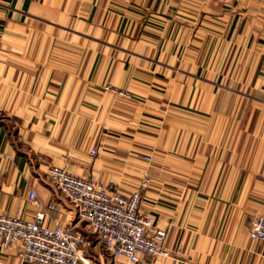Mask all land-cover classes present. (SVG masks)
Wrapping results in <instances>:
<instances>
[{
  "label": "crops",
  "instance_id": "crops-1",
  "mask_svg": "<svg viewBox=\"0 0 264 264\" xmlns=\"http://www.w3.org/2000/svg\"><path fill=\"white\" fill-rule=\"evenodd\" d=\"M51 166L127 194L151 174L142 209L169 256L137 264H264L247 224L264 213V0H0V214L55 202L48 224L72 223ZM93 245L92 264H128ZM0 264L27 263L16 246Z\"/></svg>",
  "mask_w": 264,
  "mask_h": 264
},
{
  "label": "built area",
  "instance_id": "built-area-1",
  "mask_svg": "<svg viewBox=\"0 0 264 264\" xmlns=\"http://www.w3.org/2000/svg\"><path fill=\"white\" fill-rule=\"evenodd\" d=\"M120 95L129 97L128 92ZM99 152L91 150V156ZM151 162V156H145ZM47 178L74 208L72 223L48 224L55 202L39 209L32 218L22 212L14 215L0 214V247L8 250L19 247V257L27 264H92L85 250L89 237L80 229L85 224L99 239L106 253L122 258L128 264H137L143 257H167L164 248L166 231L157 229L154 217L144 212L143 191L152 180L145 173L141 185L131 193H125L115 183H103L93 178L75 175L65 168L51 166ZM31 203H38L37 193L28 195ZM250 237L264 242V213L247 221ZM96 248V247H95Z\"/></svg>",
  "mask_w": 264,
  "mask_h": 264
},
{
  "label": "rangeland",
  "instance_id": "rangeland-1",
  "mask_svg": "<svg viewBox=\"0 0 264 264\" xmlns=\"http://www.w3.org/2000/svg\"><path fill=\"white\" fill-rule=\"evenodd\" d=\"M88 233L84 232L86 235H88L89 237V245L87 246L86 250H85V253L87 255V252L90 250V251H93L95 249V247H93L94 245L93 244H99V249L96 250L97 251H103L106 253L105 249L103 248L102 244L99 243V239L97 238V236H95L92 232H90V230L88 229ZM94 252V251H93Z\"/></svg>",
  "mask_w": 264,
  "mask_h": 264
}]
</instances>
